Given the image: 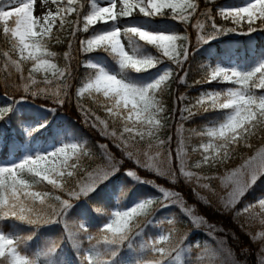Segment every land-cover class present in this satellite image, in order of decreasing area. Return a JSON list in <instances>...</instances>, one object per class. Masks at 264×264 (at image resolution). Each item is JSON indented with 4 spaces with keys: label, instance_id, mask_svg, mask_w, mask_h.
Wrapping results in <instances>:
<instances>
[{
    "label": "snow or ice",
    "instance_id": "1",
    "mask_svg": "<svg viewBox=\"0 0 264 264\" xmlns=\"http://www.w3.org/2000/svg\"><path fill=\"white\" fill-rule=\"evenodd\" d=\"M47 2L48 0H42V3ZM52 2L56 3V0ZM74 2L75 0H68L69 7L67 8L58 6L55 15L47 11L44 15L37 17L33 15L35 0H3L0 2V26H2L5 39L11 45L9 51L3 53L5 57H8L5 67L7 68L10 64L20 73L21 81H25L22 87L26 94L33 97L50 96L55 103L60 105H63L64 98L68 95V81H65L63 91H61V86L53 90L48 87L33 88L31 85L37 84L33 75L35 73H43L42 83L45 85L52 83L49 73L51 77L57 79H63L66 73L69 77L71 76L69 67L60 68L50 59L55 57L56 53L49 50L48 43L52 38L56 16H60L61 12L74 11L71 7ZM207 2L212 3L214 0H207ZM107 3L109 6L98 7L93 4L90 13L84 16L83 31L85 32L89 30V26H95L97 23H103L107 27L96 30L90 38L81 40L80 50L86 53L97 50L109 53L115 59L119 71H110L104 66L92 63L91 67L95 71L77 89V103L87 122L88 111L79 104V98L85 93L89 96L102 95L108 114L122 121L120 132L113 129L109 133L115 146L124 151L129 159H134L138 167L151 169L155 166V171L160 174L161 166L158 158L166 142L158 139L159 130L163 127L158 114L164 109L156 98V94L162 91V85L171 77L172 69L166 68L147 83L138 82L137 79L131 78L129 73L147 72L162 63L163 58H167L182 68L189 55L190 41L186 32L181 35L176 32L152 29L145 27L139 21L125 25L121 29L118 17L130 18L138 9L143 17H169L178 23L187 25L197 14L199 5L195 0H119L120 8L117 9V0H107ZM217 12L223 19H231L232 23L238 27L242 23H247V31H237V28L217 25L210 10L205 9L200 15L211 21L212 31L205 33V25L199 19L192 24V27L197 29L198 49L201 44L209 43L221 35L229 33L249 35L257 30H264V0H245L243 6L233 8L225 6ZM257 20L261 22L260 29L253 26ZM109 21L112 23L109 24ZM63 26L64 20L61 16L60 27L63 28ZM75 31L73 30V37ZM122 35L127 40V48L131 50L130 52L121 42ZM179 40H185L188 43L179 45L177 43ZM141 41L145 45L153 46L161 55L147 54L139 43ZM68 47L69 51L65 52L64 57L70 62L73 58L71 41ZM12 53L17 54L18 59H12ZM181 56L183 59L180 58ZM28 62H31V66L28 77L25 78L23 64ZM186 75L187 73L181 77V83L185 82ZM203 81L207 83L227 82L236 87H229L222 91L210 90L202 93L197 99V104L203 111L219 110L223 113V118L212 123L211 126H206L201 132L193 130L195 135L207 137V141L200 145L201 159L193 165L196 168L205 164L209 166L223 164L235 151L236 146L243 144L251 147L248 143L249 139L264 132V94L257 95L254 91L264 90V54L256 59L250 70H244L237 65L225 66L218 61L215 66L208 67ZM200 82L197 81V83ZM25 99L26 96H22L19 100H14L12 104L0 107V119L20 112L18 106ZM178 99L183 100L185 97L180 96ZM45 111L54 110L46 108ZM183 111L189 114L183 119H188L195 114L187 107ZM20 114L23 117L19 122L22 140L9 145V152L13 157L11 161L0 163V223L12 220L38 229L42 225L62 222L65 232L61 240L50 241L43 249L29 255L24 245L34 238L35 230L30 234L20 235L6 234L0 229V264H73L72 261L58 258V253L62 251L63 239H67L75 250L79 264H174L180 260L187 234L177 233L174 217L167 218V223L171 226L167 232L156 238H149L140 245V251L146 249L153 254L150 258L139 257L136 254L137 250L133 243L135 238L142 235L147 225L154 223V220L141 221L138 217H147L150 214L149 209L156 199L154 197L144 198L128 209L112 210L107 223L96 234L88 232L83 220H70L68 215L75 206L73 201L81 197L87 198L95 192L100 183L119 170L118 164L114 162L110 154L104 156L108 150L107 145L99 146L101 156L106 163L97 164L91 169L81 162L82 157L93 158L91 151L86 149L82 142L74 141L54 147L46 145L37 147L36 141L39 137L50 131V121L46 116L33 119L24 116L23 113ZM101 123L107 131V122L101 121ZM92 126L95 127V123ZM182 127L181 124L177 130L180 131ZM70 135L65 129H56L52 132L54 140L57 138L63 140ZM136 137L145 141L143 147L135 140ZM145 137H156V139L145 140ZM170 141L171 137L168 138V142ZM181 151H183L182 147L177 152L178 159ZM213 152L215 155H212ZM16 153L21 155L17 158ZM171 155L169 151L167 156L169 161ZM187 159L188 153L184 152L185 166L180 171L185 180L189 182L195 180L200 187L209 188L210 185L206 181L212 177L186 171ZM252 159L257 161L255 168L243 173L234 170L224 177L234 185L238 196H243L244 189L250 187L248 176L252 177L251 182L254 183L257 174L264 172V153ZM69 160H74V163L70 164ZM167 174L175 182L176 172L168 170ZM125 175L137 182H145L131 169L127 170ZM45 182L51 186L53 191L37 190V186ZM156 188L162 194L163 207H170L180 202L178 194L159 185H156ZM57 190L63 192L65 198L54 195ZM53 198L58 205L51 203ZM255 203L245 205L238 211L246 213L254 207ZM258 204L259 209L264 210V197L258 198ZM93 210L98 214H104L102 207L94 205ZM182 211L191 214L192 210L185 206ZM81 216L86 217V211H82ZM192 219L193 222H199L202 218L192 217ZM260 223L264 224V219H261ZM84 241L90 245L86 250L82 249ZM125 245L129 254L120 256L119 253ZM192 246L198 247L199 242ZM222 252L223 247L220 246L212 250L209 255L219 257ZM187 264H201L200 253H197V256ZM231 264H239V262L232 261ZM257 264H264V245L258 254Z\"/></svg>",
    "mask_w": 264,
    "mask_h": 264
},
{
    "label": "trees",
    "instance_id": "2",
    "mask_svg": "<svg viewBox=\"0 0 264 264\" xmlns=\"http://www.w3.org/2000/svg\"><path fill=\"white\" fill-rule=\"evenodd\" d=\"M245 0H214V2L209 3L207 0H195L198 3L199 8L197 14L192 17V20L185 25L184 23H178L177 21L169 17H154L147 18L139 14L138 9L134 11L132 17H118V24L123 29L125 25L132 22L139 21L144 24L145 27H150L152 29L165 30V28L172 29L170 32H176L184 35L185 32L190 41V46L188 48L189 55L186 61L183 63V67H178L172 61L167 58H163V62L158 64L156 68H152L147 72L134 73L130 72L129 75L133 79H137L138 82L144 83L140 77H147L152 71L158 68L159 65L167 62L168 67L172 69L171 77L162 85V91L156 94V98L159 100L160 105L163 107L164 111L159 113L158 116L161 119L163 127L160 128L158 136L160 138H165L173 134L176 124L179 126L182 124L183 127L180 129L179 140L183 151L180 152V156L183 160L184 165V152L188 153L187 168L186 170L193 173L199 174L201 176H209L212 179L208 180L210 189L218 193L217 180L221 175L231 171L241 164L245 159L251 157L259 148L264 146V132L259 133L249 139L248 143L251 147L245 146L243 144L236 146L235 151L223 164H215L209 166L207 164L202 165L200 168L194 167V163L201 159V149L200 145L202 142L207 141V137H200L194 134L195 132H201L206 126H211L212 123L218 122L223 118V113L219 110L203 111V109L197 104V99L202 93H206L210 90H224L229 87H236V85L229 84L227 82H212L207 83L203 81L205 73L208 71L209 66H215L216 63H228L234 57L242 63L244 70H250L256 59L264 54V30H257L251 33V37H245V35L238 36L239 40L233 41V34L229 33L227 35L218 36L216 39L211 40V42L206 44H201L197 46V29L192 27V24L196 22L197 19L202 21L205 25L204 32L208 33L212 31L211 21L207 20L206 17L200 15L205 9H209L211 16L215 18V23L222 27L227 28H237V31H247L248 24L242 23L239 27L232 23L231 19H223L217 12L220 6L223 4L240 5L244 3ZM3 2V0H0ZM90 2L91 0H75L71 5L74 11L61 12L60 16H56L55 23L52 28V38L49 40L48 47L51 52L56 53L55 57L50 58L55 62L58 67L65 68L66 66L70 68L71 76L69 77L66 73L63 83L68 81L67 93L68 95L64 98L63 105L58 104L56 109V117L52 118L49 115H45L50 121V131L43 133L45 141L53 139L52 132L56 129H65L71 134L67 139L73 141L82 142L86 149L90 150L93 154L92 159L87 157H82V163L89 169L94 168L97 164H104L105 160L101 156L100 145H107V153H113L114 161L118 164L119 170L115 175L102 183L96 188L95 192H92L87 198L81 197L80 199L85 200V203L89 211V225L87 226L88 232L91 234H96L101 227L107 223L109 218L107 217L108 208L105 202L102 200L115 189L117 184V179L120 173L124 170H133L137 175L145 181L144 183L132 184L129 180L127 186L121 196L122 206L121 210L128 209L138 203L140 200L148 197H154V199L147 217H138L139 220H152L158 213L160 208V197L157 196L156 185H159L165 189L172 190L182 197L185 203L194 207L195 211L201 215L206 221L211 224H215L218 229V235L223 238V241L229 246V248L236 254L238 260H244L245 264H257V253L260 248V244L252 237V233L248 232L247 229L237 221L230 210H226L220 207L219 203L213 199L212 194H205L204 200L196 196L198 189L196 181L189 182L185 180L181 173H176L175 182L168 176H163L150 171L146 168L138 167L134 160L129 159L124 151L115 146L114 140L111 137L104 136L95 129L89 120L97 119L98 122L106 121L108 124V131L113 129L117 132L121 131L122 121L115 116H110L106 111V105L104 103V98L102 95L93 94L89 96L85 93L79 98V104L83 105L88 111V118L86 122L85 115L82 113L80 106L77 103V89L82 86V84L88 79V77L94 73V69L91 67L92 63L99 64L106 67L110 71H119L118 65L115 59L107 52L102 50H97L91 53H86L80 50V41L90 38L96 30L106 28L107 25L103 23H97L95 26H89L87 32L83 31L84 27V16L90 13ZM67 8L69 7L68 0H56V3L51 1V7L53 8V14L55 15L57 7ZM61 16L64 20L63 28L60 27ZM112 23L109 21V24ZM257 29H260L261 22L257 20L253 25ZM78 29V30H77ZM73 30L75 31V36L73 37ZM138 39V38H137ZM69 41L72 42V59L71 61H66L64 54L69 51ZM121 42L127 47V40L121 36ZM144 48L146 53H150L153 56H160L161 54L150 45H145L142 41L139 42ZM179 45L187 44L188 41L179 40L177 42ZM11 45L8 40L5 39V35L2 31V26H0V107L12 104L13 99L20 98L22 96L28 97L23 91L22 84L25 81H21L20 73L15 70L10 64L5 67V62L8 61V57H5L3 53L9 51ZM198 49V50H197ZM131 50H129L130 52ZM12 59H18V55L12 53ZM96 55V57L101 58L102 62L91 61V56ZM183 59V56L180 57ZM31 62L23 64V75L25 78L28 77L29 68ZM187 73L185 82L181 83V77L185 76ZM36 81L39 82L43 80V73L33 74ZM50 79L51 74L49 73ZM197 81H201L197 83ZM257 95H261L264 90L256 89ZM184 96L185 99L180 100L178 97ZM8 101H11L7 104ZM40 104L48 106L47 101L37 100ZM191 109L194 115L188 119H183V117H188V112L183 111L185 108ZM183 114V115H182ZM24 116L27 114L24 113ZM44 116V117H45ZM28 117V116H27ZM23 117L21 114L12 113L6 115L5 118L0 119V126H4V131L2 134V143L0 148V158L5 159L9 152V145L18 143L22 140L21 129L19 128V122ZM8 119V124H3L4 120ZM127 135V134H125ZM1 136V135H0ZM39 137V138H40ZM147 137H145L146 140ZM135 140L139 143H144L139 137ZM148 140V138H147ZM197 149V151H193ZM20 153H16L18 156ZM212 155H215L213 152ZM104 156L105 153H104ZM211 159V157H210ZM69 163H74V160H69ZM173 164L176 166V157L173 156ZM185 166V165H184ZM71 186V184L69 185ZM109 188L111 190H109ZM37 190L41 191H53L50 185L46 182L43 185H38ZM208 191L203 189L200 191L204 193ZM264 194V173L260 174L255 182L244 192L242 200H251ZM54 195H60L65 198V194L60 191H55ZM208 196V197H207ZM134 198V199H133ZM79 199V200H80ZM79 200H74V207L70 210L68 218L70 220H81L79 213L77 211V203ZM51 203L57 204L58 202L51 200ZM102 207L104 209V214H98L93 210V206ZM185 220L176 221L175 228L178 231L179 227L185 226ZM0 229H2L6 234H20L27 235L32 233L34 230L36 232L33 239L27 241L24 249L26 253L31 255L42 249V243L44 240L51 238L53 240H61L64 237L65 228L63 223H52L47 225H42L38 229H34L32 226H27L19 222H14L12 220H6L0 223ZM19 229H22L20 232ZM264 236V235H263ZM254 240V241H253ZM196 242H199L198 247H194ZM205 246V238L200 232H195L190 236H187V240L184 242L183 247L186 249L182 255L181 264H187L191 261L193 257L200 253L201 264H205L207 260L202 256L203 248ZM90 247L87 241L82 244V249L86 250ZM126 247L124 246L123 249ZM61 249L58 253V258L61 260L67 259L72 261L73 264H79V260L76 256L75 250L71 247L67 239H63L61 244ZM128 255V254H126ZM153 254L149 251L139 252L137 256L150 258ZM208 263V262H207Z\"/></svg>",
    "mask_w": 264,
    "mask_h": 264
},
{
    "label": "rangeland",
    "instance_id": "3",
    "mask_svg": "<svg viewBox=\"0 0 264 264\" xmlns=\"http://www.w3.org/2000/svg\"><path fill=\"white\" fill-rule=\"evenodd\" d=\"M51 1L52 0H48V2L45 4V3H42V0H35V3L33 5L34 17L42 16L47 11L53 12V8L51 7ZM93 4H96V6H98V7L109 6L107 3V0H91L90 11L92 10ZM244 4H245V1L242 4L235 5V6L231 5V4H223L220 6V8L225 7V6H227L229 8H233V7H237V6H243ZM119 8H120L119 0H117V9H119ZM165 30L172 31V29L169 30V28H165ZM238 35H240V34H235V33L233 34V36H236L233 38L234 42L239 40ZM126 50L129 51L130 49H128L126 47ZM147 54H150V53H147ZM90 59H91V61H94V62H102V59L96 57V55H92ZM223 64L225 66L237 65L243 69L242 63L238 60L237 57H234L228 63H223ZM166 68H169L167 62L159 65L158 68L155 69L154 71H152L150 74H148L147 77L138 76V78L143 80L144 83L150 82L158 74L162 73ZM63 79H57V78L53 77L51 79L52 83L49 85L43 84L42 80H41V81L37 82V84L31 85V87H33V88L48 87V88L55 90L57 88V86H61V91H63V86L65 84V83H63ZM262 94H264V92ZM19 99L20 98H16L13 100H19ZM37 100L47 101V103L49 105L44 106V105L40 104ZM9 102H11V101H8L7 104ZM42 106H44V107H42ZM18 107L20 109V112H17L18 114H20V113L24 114L25 113V114H27L28 117L33 118V119H39L40 117H44L45 115H49V117L54 118V117H56V109L58 108V103H55L50 96L38 95L36 97H33L32 95L28 94V97H26L25 101L22 104H20ZM46 108H51L54 111H45ZM89 121L91 122L92 125H93V123H95L96 126L95 127L93 126V127L95 129H97L100 132V134H102L104 136L111 137V135L109 134L110 131H108V130L105 131L104 125L102 123L98 122L97 119H92ZM8 123H9L8 119H5L3 122V124H8ZM178 127H179V124H176V126H175L176 131L173 134H171L165 138H160L158 136L159 140H164L166 142L162 146L161 155L158 158V163L161 166L160 175L168 176V174H167L168 170H174L176 173H178V172L181 173L180 169L182 167H184L182 157L179 154V159H178V156H177V152L181 148V144H180V140H179L180 131L177 130ZM3 131H4V126L2 125V126H0V132H2V134H3ZM2 134H0L1 135L0 136V148H1V143H2V139H1ZM169 137H171L170 142H168ZM147 138L152 139V140L156 139V137H152V138L147 137ZM147 138H146V140H147ZM111 139L113 140L112 137H111ZM69 142H74V141L67 139L65 137L63 140H60L57 138L55 140L51 139V140L46 142L42 136L36 141V146L40 147L41 145H46L48 147H54V146H59L62 143H69ZM139 144L141 147H143V145H144V143H139ZM169 151H171V154H172L170 161L167 159ZM260 153H264V146L259 148L251 157L245 159L236 168H234L231 171L221 175V177H219V179L217 180V187H218V191H219L218 193H216V191L211 190L210 188H207L208 191L201 193L200 191H202L205 188L200 187L198 184H197L198 189L196 192V196L200 197L202 200H204L203 195L211 193L213 196V199L215 200L214 202L217 201L219 203L220 207H223L226 210L227 209L230 210L233 213L235 219L237 221H239L241 224H243L248 232H251L253 234L252 237L254 239H256V241L260 244V248H259V251L257 253V257H258V254L261 252L262 245H264V236H263L264 235V224L260 223L261 219H264V210L259 209V204H258V198L264 197V194L257 196L256 198L251 199V200H242V196H238L236 194V191L234 190V185H232L227 179H224V177L226 174H230L234 170L237 171L238 173H243V172L251 170L252 168H255L257 161L252 159V158L258 157ZM19 155H21V154H19ZM19 155L17 156V158L19 157ZM105 155L108 156L109 154L107 152H105ZM110 155L112 157L115 156L113 153H111ZM173 156L176 157V163H177L176 166L173 164ZM12 158L13 157H12L11 153H9L5 159L0 158V163H9ZM132 160H134V159H132ZM105 163H106V161H105ZM148 170L157 173L155 171V166H153V168L148 169ZM126 171L127 170H124V171H122V173H120L119 178L117 179L116 187L111 192L110 197H108L109 194H107V196L102 200L103 202H105L104 204H106V206L108 208V212H109V214H107L106 218H109L112 210L120 209V207L122 206L121 196H122V194H123V192L127 186L128 180L132 184L138 183L133 178L126 176L125 175ZM186 171H188V170H186ZM262 173H264V172H262ZM262 173H258L255 180ZM114 175H111V177L109 179H111ZM109 179H107V180H109ZM247 179H248L249 184L251 186L253 184L251 182L252 177L248 176ZM222 180H223V182H222ZM193 181H195V180H193ZM206 182L208 183V181H206ZM225 185H228V186L226 187ZM248 188H245L244 192ZM109 190H111V189L109 188ZM166 190H169V189H166ZM169 191L174 192L172 190H169ZM174 193H176V192H174ZM156 194H157V196L160 197V208H159L157 215L152 219V220H154V223L147 225L144 228L142 235L135 238L133 243H134L135 249L137 250L136 254L146 250V249L143 251L139 250L140 245L144 241L148 240L149 238H156L160 234L167 232L169 230V228L171 227L167 223V218L174 217L176 221L177 220L178 221L185 220V223H186L185 226L179 227V230L177 231V233H179L181 235L187 234V236H190L195 232H200L204 236L205 246L203 248L202 256L207 260V262H208L207 264H221V262H222V264H231L232 261H238L239 264H245L244 260H238L237 259L236 254H234L233 251L229 248V246L225 243V241H223V238L218 235L219 234V233H217V232H219L218 227L214 223L211 224L208 221H206L201 215H199L195 211L194 207L185 203L180 195H179L180 196V202L178 204H173L170 207H163L162 203H161L162 194L159 191H157ZM176 194H178V193H176ZM253 202H256V203H255L254 207L249 209L248 212L245 213V212H239L238 211V210L242 209L245 205L252 204ZM185 206H187L188 208H190L192 210L191 214H186L184 211H182V208ZM76 207H77V211L80 212L79 217L88 226L90 219H89L88 207L85 203V200L80 199L79 202L77 203ZM82 211H86V217L81 216ZM192 217H199L202 219L199 222H193ZM19 231L21 232L22 229H19ZM50 241H52L51 238L44 240L42 243V249ZM220 246L223 247V252L220 254L219 257H214V256L209 255V253L212 250L218 249ZM24 247H25V245H24ZM125 247L126 248L122 249L121 253H119L120 256H125L126 254H129V250L127 249L126 245H125ZM185 250L186 249L183 247V251L181 252L180 260L174 262V264H181L182 255H183V252ZM229 253L231 255H229Z\"/></svg>",
    "mask_w": 264,
    "mask_h": 264
}]
</instances>
